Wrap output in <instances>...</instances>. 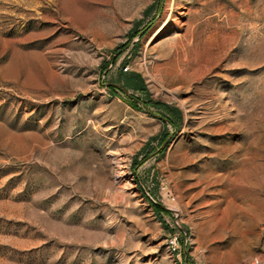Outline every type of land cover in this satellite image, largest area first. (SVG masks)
<instances>
[{"label":"rangeland","instance_id":"obj_1","mask_svg":"<svg viewBox=\"0 0 264 264\" xmlns=\"http://www.w3.org/2000/svg\"><path fill=\"white\" fill-rule=\"evenodd\" d=\"M0 264H264V0H0Z\"/></svg>","mask_w":264,"mask_h":264},{"label":"trees","instance_id":"obj_2","mask_svg":"<svg viewBox=\"0 0 264 264\" xmlns=\"http://www.w3.org/2000/svg\"><path fill=\"white\" fill-rule=\"evenodd\" d=\"M125 81V86L127 88H131L134 90H139V91H145L146 90V85L144 82V79L139 73L136 72H122L121 75ZM126 90V88H124ZM159 105V104H158ZM170 114L174 116L179 115V111L175 108L170 107L169 105H162Z\"/></svg>","mask_w":264,"mask_h":264}]
</instances>
